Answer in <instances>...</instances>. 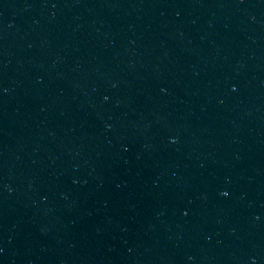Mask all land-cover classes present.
<instances>
[{
    "label": "water",
    "instance_id": "water-1",
    "mask_svg": "<svg viewBox=\"0 0 264 264\" xmlns=\"http://www.w3.org/2000/svg\"><path fill=\"white\" fill-rule=\"evenodd\" d=\"M114 264H264V0H71Z\"/></svg>",
    "mask_w": 264,
    "mask_h": 264
}]
</instances>
